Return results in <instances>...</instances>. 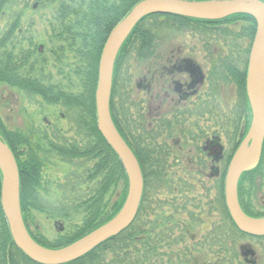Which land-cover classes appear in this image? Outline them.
Wrapping results in <instances>:
<instances>
[{
  "label": "trees",
  "instance_id": "16d2710c",
  "mask_svg": "<svg viewBox=\"0 0 264 264\" xmlns=\"http://www.w3.org/2000/svg\"><path fill=\"white\" fill-rule=\"evenodd\" d=\"M138 1L140 0L62 1L60 5L62 27L57 34L66 42L64 45L74 49L84 60L77 68L82 88L78 93L56 88L36 76L24 73L25 63L22 62V58H18L7 49L9 33L0 37V83L39 93L51 103L63 102L80 107L82 117L79 125L86 132L87 141L82 145L76 142H51L50 147L63 157L95 159L89 177L98 179V182L92 194L83 201L86 213L82 225L75 231L53 240L51 246L67 245L80 238L110 220L123 204L128 174L119 155L98 128L96 86L105 41L114 25ZM8 2L9 0H0V11ZM165 28L190 34L201 43L202 50L198 51L196 45L193 52L195 51L196 57L198 53L203 52V58L212 68L213 93L205 90L203 95L199 94V101L193 110L180 112V116L175 115L173 119L161 116L156 119L158 123L149 124L151 110L150 113L149 110L146 111L144 102L133 99L129 102L123 98L122 92L117 99L120 86L118 80L134 53L137 59L147 61L148 76L152 74L158 76L159 72L161 73L159 66L162 63L160 59L166 56L164 50L176 45L174 44L176 41L168 40L169 36L166 38L161 34V30ZM256 28V19L249 13H235L215 20L154 13L142 18L134 27L116 58L110 108L115 123L136 152L141 164L144 191L140 207L132 224L118 235L110 237L83 256L61 264H264V251L258 255L256 249L240 242L241 239L254 235L243 232L235 223L226 204L224 180L226 166L251 119L246 75ZM229 90H232L234 95L229 94ZM210 104L214 112L210 109ZM219 105L223 107L221 113ZM153 114L158 116L157 112ZM184 114L197 117V121L191 124L192 127L185 126ZM204 115L216 117L213 133L223 132L228 135L232 144L225 159V167L216 182L218 186L216 202L211 204L213 205L210 208L211 213L207 217H204L202 213L204 211L199 209L200 204L194 205L187 199L182 203L177 201L179 196L182 199L186 198L190 189L203 183L201 178L208 176L212 170L211 160L205 156L200 145L201 138L209 131V128L207 130L199 126L198 117ZM178 120L180 122L177 124ZM178 125H182L179 136L183 135L187 142L176 144L170 142L168 138L164 139L166 141L159 139L161 136L159 129L165 128L169 136H174L178 131ZM193 125L196 128V142L190 144L186 135L193 134ZM0 136L10 145L18 162L20 201L24 218L26 219L25 213L30 209L47 211L48 206L38 195L42 178L40 155L26 133L8 127L1 111ZM191 146L195 147L196 154L192 157L185 156L183 150ZM263 168L264 144L259 164L254 169L243 172L238 185L241 205L247 213L254 216H264V211L257 209L252 201L253 194L261 189ZM119 181H123V190L110 211L106 195ZM201 186L205 187L203 184ZM210 189L211 186H208V190ZM1 190L0 169V250L8 251L11 244L19 249L2 207ZM212 210L218 214L212 216ZM183 213H187L188 216L183 217ZM176 231L178 235L174 236ZM193 234L203 235L201 242L195 245L193 250L174 252L173 246H176L178 241H183L188 235L191 237ZM256 238L264 239V235ZM5 254L6 252L0 254V257L6 260ZM248 254L254 257L249 259ZM22 257L24 260L21 264H43L32 261L23 253Z\"/></svg>",
  "mask_w": 264,
  "mask_h": 264
},
{
  "label": "rangeland",
  "instance_id": "374dc122",
  "mask_svg": "<svg viewBox=\"0 0 264 264\" xmlns=\"http://www.w3.org/2000/svg\"><path fill=\"white\" fill-rule=\"evenodd\" d=\"M62 1L64 0H9L0 13V37L9 30L12 24H15V31L9 34L10 39L7 43V49L12 51L18 58H22V62L25 63L24 73L36 76L46 84H53L56 88L78 93L82 88L77 68L84 63V60L77 55L74 49L64 45L66 42L57 34V32L61 31L62 27L60 23L62 21L60 19V5ZM161 34L166 36V38L169 36L168 40L176 41L174 43L176 44V49L184 47L189 52L188 49L191 46L195 47L197 45V50H202L201 43L195 37H192V35H186L185 32H174L165 28L161 30ZM40 46H42V51H39ZM62 46L64 47L62 48ZM197 56L199 59H202L203 52L198 53ZM128 61L126 69L123 68L120 80H118L120 86L117 99H119L120 92H122L124 93L123 98L129 102L131 99L143 102L145 93L139 83L144 78V75L148 74L147 61L137 59L136 53L132 54V58ZM28 64H32L31 67H27L26 65ZM123 76L125 79H123ZM228 93H233L232 95H234L232 90H229ZM164 108H166L165 105ZM153 109L156 112L158 108L155 106ZM0 111L9 128L18 129L30 137L32 146L38 151L42 160V178L38 187V195L48 206V209L45 212L30 209L25 214L30 228L37 233V237L40 240H45L46 244L52 245L53 240L75 231L82 225L86 213L83 201L92 194L98 182V179H91L89 177V172L93 167L95 159L90 157H63L50 147L51 142H76L82 145L87 141L88 136L79 125L82 110L78 106L67 105L63 102H48L39 93L29 92L1 82ZM166 112H168L167 117L172 115L170 111ZM187 118L189 121L188 125L196 120L195 116ZM215 118H211L209 115L198 117L199 126L203 129L207 128V130L209 128L207 134L201 138V146L204 140L212 135L214 127H216ZM250 124L251 119L245 134ZM180 126L177 127V133L174 136L171 135L172 137L169 136L165 128H163L164 130L159 129L161 135L159 139L162 141L168 138L170 142H177ZM183 140L184 137L182 135L181 141ZM222 142L225 144L226 156L232 145L228 135L223 136ZM216 159L211 164L222 172L225 167V159ZM228 165L226 166L224 180ZM202 178L201 181L203 183L201 184L205 185V187H202L201 184L195 185L186 194V198L182 199L179 196L177 201L182 203L187 199L191 203H194V205L200 204L199 209L204 211L202 212L203 216L207 217L211 213L210 208L213 206L211 204L216 202V197L218 196L216 182L220 176L209 172L208 176L205 175ZM260 181L261 189L256 194H253L252 201L257 209L264 211V174ZM208 186H211L210 190H208ZM122 188L123 181H119L106 195V200H109L107 207L110 211L113 203L121 194ZM128 189L129 179L124 193L123 204L127 197ZM215 213L212 210V216H216ZM182 216L187 217L188 214L183 213ZM177 235L178 231L174 233V236ZM202 236V234H198L197 236L193 234L191 237L188 235L183 241H178L179 243L173 246L174 252L179 253L185 249L193 250L195 245L201 242ZM240 242L243 245L245 244L256 249L258 255L264 251V239L248 236L241 239ZM247 257L250 259L254 256L248 254Z\"/></svg>",
  "mask_w": 264,
  "mask_h": 264
},
{
  "label": "water",
  "instance_id": "95a60500",
  "mask_svg": "<svg viewBox=\"0 0 264 264\" xmlns=\"http://www.w3.org/2000/svg\"><path fill=\"white\" fill-rule=\"evenodd\" d=\"M171 13L202 19H221L235 13H249L257 28L250 50L246 89L252 109L249 129L233 153L225 178L228 209L243 232L264 235V216L248 214L241 205L238 184L243 172L260 162L264 143V0H140L110 31L99 61L96 88L98 128L119 155L129 179V189L119 212L107 222L58 248L37 242L27 229L20 202V174L16 156L0 136L1 202L16 244L32 259L43 264H61L77 259L96 246L118 235L135 220L144 191V175L139 158L120 132L110 108L114 66L117 55L139 21L149 14ZM214 144L216 156L222 152Z\"/></svg>",
  "mask_w": 264,
  "mask_h": 264
},
{
  "label": "flooded vegetation",
  "instance_id": "af4514ba",
  "mask_svg": "<svg viewBox=\"0 0 264 264\" xmlns=\"http://www.w3.org/2000/svg\"><path fill=\"white\" fill-rule=\"evenodd\" d=\"M2 10L0 11V13L2 12ZM15 28L16 25L12 24L9 30H7L3 36H5L7 33L12 34L15 31ZM194 48L195 47L191 46L188 49V52L187 50H185L184 47L176 49L175 47L172 48L170 46L169 49L164 50L163 52L166 56L160 59V61L162 62L159 66L161 73L159 72V75L157 74L158 76H156L155 74H152L150 76H148V74H145L144 78L139 83L145 93V96H143L144 107L147 109V112L149 110L148 113H150L151 110L150 116L148 117L149 124L158 123V120L156 119L161 116L173 119L175 115L177 116L180 112H186L188 109L193 110V108L195 107V105H197L199 101V94L203 95L202 93L205 92V90L209 91L210 93H213V78L211 75L212 68L207 63V60L205 58L199 59L198 57L194 56L196 54L195 51L193 52ZM39 51H42V46L39 47ZM164 105L166 106V108H164ZM155 106L158 108L156 111L158 116L153 114L155 112V109H153ZM211 106L212 105L210 104V109L214 112V109H212ZM219 108L221 110V113L223 111L222 105H219ZM166 111H170L172 115L167 117L168 112ZM216 113L219 114V112ZM191 115L192 114H184L183 118L185 120V126L192 127L191 124L196 122V120H194L191 122L190 125H188L189 121L186 118ZM210 117L212 118L211 115ZM195 118L197 119L196 116ZM178 122H180V120L177 121V124ZM177 127H179V125ZM193 129V134L188 136L186 135L187 138L189 137L188 140L191 144L196 142V128L194 127V125ZM224 135L226 134H223V132L212 133V135L208 136L202 144V149L205 153V156L209 158L211 162L215 161L216 157V160L226 159L227 155L225 156V144L222 142ZM177 139L178 143H182L184 140H186V138H184V140L181 141L182 137L180 136H178ZM217 143L222 146V153L218 156H216V154L212 152L213 145ZM183 153L185 156L192 157L196 154V149L195 147L191 146L189 149H184ZM211 167L212 174H215L216 176H221V170L215 168L213 164H211ZM24 221L28 231L37 242L47 247L56 248L54 246L46 244V242H44L45 240H40L37 237V233H35V231L30 228V224L25 218ZM16 246L18 245L16 244ZM5 252L7 259L5 260L0 257V264H11V262L13 264H21V262L24 260L22 257V253L25 254L28 258H30L32 261L38 262L32 259L29 255H27L20 247L19 249H16L12 244L10 245V249L8 251L0 250V254H3Z\"/></svg>",
  "mask_w": 264,
  "mask_h": 264
}]
</instances>
